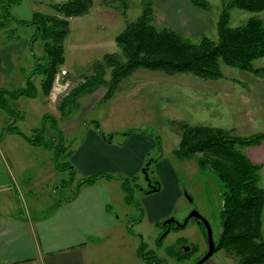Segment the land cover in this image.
<instances>
[{
  "label": "rangeland",
  "instance_id": "374dc122",
  "mask_svg": "<svg viewBox=\"0 0 264 264\" xmlns=\"http://www.w3.org/2000/svg\"><path fill=\"white\" fill-rule=\"evenodd\" d=\"M50 1L51 0H46V2ZM66 1L68 0H59L58 3L53 4H61ZM90 1L91 5L86 13L74 16L77 17L74 18L76 20H73L74 32L79 29L76 22L91 23L95 26L94 32L97 30L100 31L102 27H104V34L107 35V37L104 38V43L102 45L99 43L98 45L87 43L91 39H95V36L92 38L91 35L83 34L86 40L82 41L84 42L82 45L77 41L80 40L79 37H73L69 46L70 48H68L69 50L64 52V61L60 66V70L67 66V64L69 65L70 59H72V65L70 66L74 67L76 73L75 75H67L66 73V75L63 76L65 86L64 90L60 91L59 94L55 97H45L48 94H43L40 86L41 94L44 95L41 97H45L42 100H40L37 95L34 97V100L26 96H20L16 99H10L8 97L10 96L8 93L26 86L27 77L32 72L30 70V65L33 62H44V59L41 58H43L45 52L43 49V42L39 37L35 40H30L31 48L24 51L25 54L21 56V59L18 58L19 63H21L20 66L10 62L8 63L10 66V73L17 70L18 73L23 74L24 78L22 81L19 78H13L12 80L11 77L2 74L5 67L0 70V89H5L7 92L5 94L0 92L2 102V107H0V123H3L5 119L8 122L10 118L8 124L12 123L22 133L28 136H33L35 130L40 128L42 130L41 136L43 140L50 144H55L62 138L63 146L66 148L65 151L60 153L58 166H56L57 164L55 165L56 161L54 162V155L51 149L42 145L30 144L20 134L14 131H7L2 125V127H0V137L6 133L7 136H12L11 139L8 138V140H6V152H2L8 170L12 176L17 174L21 177V182L16 179L14 180L16 181V185L17 182L20 183L16 187L19 189L20 198L23 199L24 204H26L28 208H32L34 205L36 206L35 209L40 208L41 212L45 213L50 208L53 198L58 199L56 197L64 198L70 196L77 189L78 181L81 179H77L76 173L74 175V172L69 168L68 163L76 169L73 162L70 161V152H72V147L76 144V140L82 139L89 129H93L100 137L104 138L105 141L113 142L118 145L125 144V147L133 134L141 137L146 136L153 139L154 142L160 140L161 154H163V156H161L160 159L161 164L157 167L158 172L155 170L156 161L152 162L148 167L147 172L149 176H147V173L143 170V166L147 163L149 158H157L160 154L155 144L153 148L145 154L143 165L140 168H133L128 172L121 170H103L99 173L112 175V177H115V180L117 179L118 181H116L112 189L115 198L110 210L113 215H116V213L120 215L118 218L122 221V224L128 228L127 231L133 235L134 241L137 242L140 252V254H137L139 264H144V257L148 255L151 249L155 250L156 254L164 259L163 264H192L193 259L203 253L206 247L208 251L207 229H205V235L199 224H197V220L190 217L184 227L178 228L177 230L171 229L165 234V232H162L163 221L168 218H173L175 221L182 222L191 211L196 210L208 222L211 237L215 243L221 230L223 186L217 174L211 169L202 170L198 166L195 158L182 160L177 158L174 153L170 152L173 142L171 141L169 132L170 123L166 122L164 125V111L162 106H164L165 103L160 99L157 93L149 94V86L145 83L142 84L145 82V79L137 78L139 75H143L142 73H144V71L148 70L140 68L136 70V74L134 73L124 78L118 85L121 90H118V92L116 91L117 89L115 90L112 96L113 99L111 97L103 100L102 97L105 92L99 98H97L99 94H95L91 102H94L96 98L97 101L92 107L90 104L83 108H80L78 105L70 114L63 117L60 115L57 104L63 95L65 96L74 85L82 80L83 75H90L93 72L92 63L95 60H101L106 53L118 52V54H121L119 46L114 42L113 35L120 32L127 22L134 21L140 16L143 8L147 6L148 3L152 11L150 13L151 23L157 29L170 28L179 33L187 41L198 43L203 36L215 42L217 41L216 23L218 15L223 5L229 0H206L208 6L204 9L195 6L192 0ZM174 1L173 12L170 10V5ZM53 4H51V13L49 15H59L58 11L52 7ZM176 9H178V12L175 11ZM229 11V24L231 26L242 24L246 18L252 15H256L264 21V10L258 13H251L233 7ZM1 15L2 11L0 10V16ZM239 18L243 20L239 21ZM9 22L11 23L9 27L14 26L12 31L13 36L22 34L32 38L37 31L34 24L22 25L15 21ZM0 36V40H3L5 34ZM254 63V66H259V62ZM263 68L264 67H262V69ZM220 69L221 73L226 75L233 74V78L239 80H242V76L244 78L243 81L246 80V77L251 75V73L246 70L229 66L223 62H220ZM108 72L109 69L107 68L106 78H108ZM175 75L195 76L190 73H175ZM164 78V76L157 73L150 83L159 93H162L165 87L164 84L160 83L161 79ZM180 80H182V78ZM32 81L35 82V79ZM99 87H104L105 91L107 89L105 85ZM98 93H101V90ZM89 94L80 97V105L89 97ZM149 95L152 98L151 118H144V114L146 113H144L145 109L143 107H139L138 110L139 112L142 111L141 115H135V113L138 114V111H130L131 109L129 107L131 105L147 104V97ZM45 115H50V117L44 118ZM51 117H53V119H51ZM20 121H22L21 124H19ZM96 123H98V128L95 126ZM57 128L61 131L66 129V131L65 133L62 131V134L59 135ZM231 133L241 136L237 134L234 129ZM35 138H38V136ZM241 148H243V146L240 147V150ZM1 150L4 149L2 148ZM168 163L173 168V171L170 170ZM88 175L95 174L92 173ZM88 175L85 176L87 177ZM123 180H126V184H123ZM150 181L152 184H159L158 190L144 193L150 186ZM176 191L180 193V196L174 199L173 192ZM148 200L166 203L168 207H170V213L163 219H160V221L150 222L144 210V208L147 207ZM144 213L145 217H143ZM123 243L126 244L125 247ZM123 243L122 245H117V243H115L112 247L109 246V244L105 245L101 253V261L97 262V264H113L123 257L124 261H126V257L130 256L131 253L128 249V244L126 242ZM189 245H194L196 247V251L192 254L191 259L180 261L172 256L178 249L186 250ZM201 264H236V262L231 256L226 254L225 251L217 250Z\"/></svg>",
  "mask_w": 264,
  "mask_h": 264
},
{
  "label": "crops",
  "instance_id": "0c3cea01",
  "mask_svg": "<svg viewBox=\"0 0 264 264\" xmlns=\"http://www.w3.org/2000/svg\"><path fill=\"white\" fill-rule=\"evenodd\" d=\"M58 2L59 0L50 2L21 0L18 4L10 7L9 14L14 19L29 20L34 12L50 14L51 4ZM174 3L175 1L170 5V10L173 12ZM175 11L178 12V9ZM74 18L77 17L68 18L69 33L64 40V52L69 50L74 36L80 38L77 40L80 45L84 43L82 41L86 40L83 34L91 35L92 38L95 36V39L90 38L91 40L87 43L93 45L104 43V38L107 37L104 34V27L100 31L94 32L95 26L91 23L76 22L79 29L74 32L73 20H76ZM9 25L0 31V35L5 34L3 40H0V70L5 67L2 74L11 77L12 80L19 78L22 81L23 74L18 73L17 70L10 73L8 63L21 65L18 58L21 59V56L25 54L24 51L31 48V37L16 34V38L8 39L6 37L7 29H14V26L9 27ZM116 34L113 35V38ZM254 62H259V66H254ZM35 63L30 65V70ZM252 64L254 68L264 67V56L255 59ZM70 65H72V59H70L69 65L67 64L62 69L66 71L67 75H75L76 70ZM248 72L251 75L246 77L247 81H243L242 76V80L233 78V74L222 73L218 79H202L192 75H167L161 71L152 70L144 71L143 75H139L137 78L145 79L142 84L145 83L149 86V94L157 93L164 101L165 104L162 106L164 125L170 120H183L191 125L220 127L230 131L234 129L237 134L246 136L253 133H264V74L255 75ZM66 73L55 76L52 89L45 97H55L64 90L63 76ZM157 73L165 77L160 81L165 86L162 93L157 92V89L150 84ZM181 78L182 80H180ZM33 79H35L33 83L39 91L37 96L42 100L45 98L41 97L44 95L40 91L42 76L34 74L31 76V80ZM100 90L101 93H98ZM118 90L121 88L118 87L116 91L118 92ZM104 92V87H98L89 94L80 108L88 104L92 107ZM95 94H99V96L94 102H91ZM151 99L149 95L147 104L131 105L130 111H138L139 107H143L144 113H146L144 118H151ZM141 113L142 111H138V114L135 113V115H141ZM8 122L5 119L3 123H0V127L2 125L6 127ZM62 131L65 133L66 129ZM169 132L173 142L170 152L173 153L180 137L171 126ZM145 137L133 134L125 147V144L118 145L107 142L93 129H89L86 135L82 139L76 140V144L72 147L70 161L78 170L75 169L76 178L82 179L86 177L85 175L96 174L103 170L128 172L133 168H140L143 165L145 154L155 145L153 139ZM8 138L11 139L12 136H7V133L0 137L1 149H4H0V264H97L101 261V253L105 245L109 244L112 247L115 243L122 245L123 242L128 244L131 254L126 257V261L123 257L113 264H139L137 242L118 218L120 215L118 213L113 215L110 210L115 198L112 189L117 179L100 178L94 183L82 184L70 196L53 198L50 208L45 213H42L40 208L35 209L34 205L32 208H28L20 198L19 189L16 187L20 183L17 182L16 185L14 180L21 182V177L17 174L12 176L2 154V152H6ZM241 151L250 161L261 165L258 185L264 188V138L256 145L243 146ZM160 159L155 162L156 171L161 164ZM168 166L173 171L169 163ZM173 195L174 199H177L180 193L176 191L173 192ZM153 202L148 200L147 207L144 208L146 217L152 223L160 221L170 213V207L166 203ZM143 217H145V213ZM262 230L264 232V218ZM125 245L123 243L124 247Z\"/></svg>",
  "mask_w": 264,
  "mask_h": 264
},
{
  "label": "trees",
  "instance_id": "16d2710c",
  "mask_svg": "<svg viewBox=\"0 0 264 264\" xmlns=\"http://www.w3.org/2000/svg\"><path fill=\"white\" fill-rule=\"evenodd\" d=\"M20 1L0 0L2 11L0 31L10 24L9 21L22 25L34 24L37 31L31 41L39 37L43 42L45 55L41 58L44 62H36L31 69V74H27L26 86L8 93L10 96H7L10 99L20 96L34 98L38 95V89L31 80L34 74L42 76L40 82L42 93L49 94L55 76L64 61V40L69 31L68 18L86 13L91 5L90 0H68L52 5L59 15L34 12L29 20L14 19L9 14V8ZM192 3L201 9L208 6L206 0H192ZM233 7L257 13L264 10V0L227 1L216 23L217 41L203 36L198 43H191L170 28L157 29L151 23L152 11L148 3L140 16L134 21L127 22L114 37L121 54L106 53L101 60H95L92 63L93 72L90 75H83L82 80L61 97L57 104L60 115L64 117L70 114L78 105L80 106V97L91 93L101 85L107 87L102 99L111 98L119 83L140 68L166 74L190 73L202 79H218L222 76L220 62H223L229 66L253 72L255 75H263L264 68H254L252 63L255 59L264 56V21L252 15L242 24L231 26L229 10ZM12 31L13 29H7L8 39L17 37L12 35ZM107 68L109 69L108 78L105 77ZM0 92L7 93L5 89H0ZM0 107H2L1 97ZM49 117L50 115L44 116V118ZM169 123L180 137L177 147L173 150L174 155L182 160L195 158L202 170H213L222 183L221 230L215 241L214 252L225 251L236 264H264V232L262 230L264 188L258 185L261 166L250 161L240 150L242 146L260 143L264 133L237 136L230 130L220 127L191 125L183 120H170ZM95 126L98 128V123ZM5 129L20 134L30 144L51 149L54 162L56 161L55 165L58 166L60 153L66 150L62 138L57 143L50 144L42 139L40 128L35 130L33 136L22 133L12 123L7 124ZM57 130L61 135L62 131L58 128ZM37 136L38 138H35ZM155 144L160 154L157 158H149L143 166L147 176H149L148 167L162 156L161 141L157 140ZM68 165L75 175V169L69 163ZM101 177L115 178L103 173L89 175L79 180L77 187L94 183ZM125 181L123 180V184H126ZM158 186V183L152 184L150 181V186L144 193L156 191ZM191 218L197 220V224L206 235L204 223L198 218ZM184 226L183 221L165 219L162 232L167 234L171 229L177 230ZM195 251L196 247L189 245L186 250L178 249L172 256L184 261L191 259ZM206 252L207 250L195 257L192 264H196ZM138 253L140 254L139 247ZM144 259V264H163L164 261L153 249Z\"/></svg>",
  "mask_w": 264,
  "mask_h": 264
},
{
  "label": "water",
  "instance_id": "95a60500",
  "mask_svg": "<svg viewBox=\"0 0 264 264\" xmlns=\"http://www.w3.org/2000/svg\"><path fill=\"white\" fill-rule=\"evenodd\" d=\"M154 190V189H153ZM190 217L198 218L199 221H202L207 229V234H208V251L205 253V255L196 263V264H201L204 262L209 256H211L214 252L215 249V243L211 237V231L208 225V222L201 216V214L194 210L189 213V215L184 219L183 224L185 225L187 223V220ZM167 221H175L173 218H168Z\"/></svg>",
  "mask_w": 264,
  "mask_h": 264
},
{
  "label": "built area",
  "instance_id": "2783aa9c",
  "mask_svg": "<svg viewBox=\"0 0 264 264\" xmlns=\"http://www.w3.org/2000/svg\"><path fill=\"white\" fill-rule=\"evenodd\" d=\"M65 73H66V71L62 69V70H60V72L57 73V74L63 75V74H65Z\"/></svg>",
  "mask_w": 264,
  "mask_h": 264
},
{
  "label": "flooded vegetation",
  "instance_id": "af4514ba",
  "mask_svg": "<svg viewBox=\"0 0 264 264\" xmlns=\"http://www.w3.org/2000/svg\"><path fill=\"white\" fill-rule=\"evenodd\" d=\"M57 75V74H56Z\"/></svg>",
  "mask_w": 264,
  "mask_h": 264
}]
</instances>
